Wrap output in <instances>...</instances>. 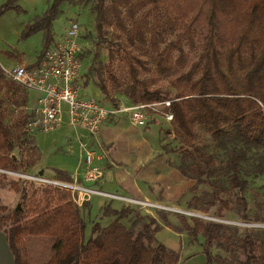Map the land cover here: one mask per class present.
Here are the masks:
<instances>
[{
	"label": "trees",
	"instance_id": "trees-1",
	"mask_svg": "<svg viewBox=\"0 0 264 264\" xmlns=\"http://www.w3.org/2000/svg\"><path fill=\"white\" fill-rule=\"evenodd\" d=\"M92 1L94 23L98 34L105 27L118 31L122 44L109 47L104 77L98 76L97 86L108 93L107 84L120 88L132 103H154L170 99L166 110L173 115L170 122L184 146L185 157L194 159L193 147L201 163L194 164L199 180L205 174L223 173L228 184L242 193L247 181L240 177L241 163L251 149L264 148V0H52L44 13L26 24L22 36L43 30L45 49L51 40L52 21L63 2ZM15 0L0 5V14L18 8ZM165 33L174 35L164 43ZM196 35L202 37L197 58L176 79L183 82L174 97L150 88L138 77V67L146 69L148 61H155L158 70L167 68L173 51L175 63L184 66L187 55L196 47ZM141 53L146 54L145 57ZM186 47V50H185ZM42 49V50H43ZM138 52V53H137ZM118 60V63H115ZM120 64L121 71L117 67ZM117 71V72H116ZM118 73V74H117ZM21 85L5 79L0 70V93L19 106L26 105L27 96ZM4 98L0 97V169L17 171L23 168L13 150L24 144L28 114H22L11 126L5 121ZM28 115V116H27ZM208 132L220 146L227 149L225 162L218 166L210 153L198 151L193 145L195 125ZM226 146V147H227ZM29 160L28 165H34ZM192 171V169H190ZM260 172L261 165L255 164ZM61 178L70 179L66 171L56 169ZM5 174H0V185ZM13 188L18 186L13 183ZM19 189V188H18ZM17 189V191H18ZM20 198L27 204L13 209L3 218L2 230L14 256V264H179L180 254L159 242L155 234L161 228L152 215L139 216L140 227L133 231L120 220L131 213L132 206L120 208L109 205L103 216L113 219L105 226L95 223L93 233L85 239L86 226L70 191L52 186L20 188ZM219 203L213 216L225 219L231 197L222 198L214 185L212 199L206 206L194 205L195 210L208 214L210 206ZM234 202L239 207L242 223H252L246 214L248 203L242 194ZM192 207V208H193ZM1 209V207H0ZM157 215L178 232H185L189 241L203 239L201 252L205 264H233L220 254H212L217 247L225 252L237 248L244 253L240 264H264V228L239 226L196 216L176 214L180 225H170L163 210ZM255 222L264 223V216ZM6 221V222H5ZM1 229V227H0ZM239 229H242L241 233Z\"/></svg>",
	"mask_w": 264,
	"mask_h": 264
},
{
	"label": "rangeland",
	"instance_id": "rangeland-1",
	"mask_svg": "<svg viewBox=\"0 0 264 264\" xmlns=\"http://www.w3.org/2000/svg\"><path fill=\"white\" fill-rule=\"evenodd\" d=\"M6 1L0 0V5ZM51 2L52 0H15L14 3L18 8H10L0 14V70L4 78L8 79L7 71L18 64L32 67L41 62L44 51L57 45L63 39L70 21L76 20L81 26L77 39L81 59V71L77 80L80 93L82 96L95 99L111 112L102 122L96 135H90L83 129L71 127L64 115L65 119L58 128L49 132H36L29 136L24 144L13 150V153L20 158L23 168L17 171L0 169V174H5L0 185L1 229L7 224L3 223V217L8 212L18 206L25 207L27 204V199L23 202L20 198V188L32 189L37 186L64 188L51 184H38L19 175V173L38 174L40 170H42L41 175L47 178L68 183L76 181L83 187L119 194L117 198L120 199H142L164 206L165 209L146 208L129 203L132 211L120 221L136 231L140 223L147 221L145 218L138 222L136 219L139 216L148 214L154 216L161 226L155 234L156 239L178 251L181 257L201 250L202 237L199 236L196 242L189 241L190 238L185 232H178L167 226L156 211L157 209L165 211L163 214L166 215L169 224L179 226L180 221L176 214H181L187 219L191 215L190 212L200 213L193 206H206V202L212 199L214 185L220 189L222 198L231 197L233 199L230 209L224 211L226 220L239 226L264 228V223L254 220L256 216H264V148L249 150L246 159L241 163L240 177L247 181L242 193L230 187L227 175L223 173L218 174L217 172L211 177L203 174L198 180L196 176H193L196 167L191 165L201 163L200 165L204 166L202 159L189 145L186 147L192 151L194 159L185 157L182 151L185 147L184 143L175 134L170 124L171 121L166 120L164 115L166 107L161 103L162 101L155 102L153 108L148 109L146 126H136L126 113L120 111L122 105L132 103L120 88H115L106 82L108 93H102L99 90L98 76L104 77L105 75L104 66L108 62L109 47L115 48L118 46L117 43L122 44L123 36L108 27H105L102 33H97L94 23L95 13L90 8L92 1L63 2L60 5L56 18L52 21V38L45 49H43L45 41L43 30L27 37L22 36L26 24L40 17ZM195 37L196 47L187 55L184 66L176 65L174 61L177 52L173 51L167 68L158 70L155 61L151 60L146 63V69L138 67V77L145 81L148 87L158 88L163 95L174 97L183 86V82H179L176 78L187 70L200 51L202 37L200 35ZM172 38L174 35L165 33L164 43L158 44L159 49ZM133 49L143 57L146 56L138 48L135 49V46ZM115 63H118V60ZM117 69L121 71L120 64ZM23 90L27 96V103L23 106L14 104L8 98L9 96L0 93V97L4 98L5 121L8 125L12 126L20 115L28 114L38 105L37 99L41 93L33 89ZM195 130L193 145L200 152L210 153L216 165H222L227 158V149L230 146L218 145L211 135L198 124L195 125ZM88 152L92 160L86 165L84 161ZM31 159L35 163L29 166L28 162ZM256 163L261 165L260 172L255 170ZM56 169L66 171L70 179L61 178ZM107 172L108 176L105 175ZM90 176L93 177L92 181H87V177ZM13 183L18 186V191L13 188ZM101 183H103L101 185L103 189L98 187ZM68 191L72 198L75 197V204L79 207L82 220L87 225L85 239L93 233L95 223L105 226L113 219L111 216H109L110 220L102 217V210L105 206L120 208L126 204L121 200L109 199L100 194L80 191L74 193L70 189ZM238 194H242L247 200L246 214L252 223L249 222L246 225L240 223L242 222L239 217L241 209L234 202ZM218 207L219 203L216 202L210 206L209 213L206 215L215 217L213 212ZM239 231L241 233L242 229ZM211 253L227 257L233 264H240L244 260V253L237 248H231L225 252L214 246L211 248Z\"/></svg>",
	"mask_w": 264,
	"mask_h": 264
},
{
	"label": "built area",
	"instance_id": "built-area-1",
	"mask_svg": "<svg viewBox=\"0 0 264 264\" xmlns=\"http://www.w3.org/2000/svg\"><path fill=\"white\" fill-rule=\"evenodd\" d=\"M80 31L81 26L79 22L71 20L66 28L63 39L54 47L44 51L41 62L32 67L18 64L7 71L8 77L23 88L27 90L33 89L41 93L37 99L38 105L29 112L30 115L25 123L24 131L30 136L36 132H49L58 128L65 119L64 115H66V121H68L71 127L83 129L90 135H96L99 132L102 122L108 118L111 112L110 109H107L95 99L82 96L80 93L77 85L81 71L80 47L77 42ZM161 103L166 108L170 105L169 100H163ZM155 104V102L128 103L122 105L120 111L126 113L134 125L144 127L148 122V109L153 108ZM164 115L166 120H172L173 115L170 111L166 110ZM91 160V154L89 152L86 153L84 161L86 165ZM19 175L38 184L62 186L68 190L70 189L74 193L79 191L85 193L91 192L106 196L109 199L121 200L126 204L131 203L146 208L165 209L164 206L147 200L120 199L117 198L119 194L83 187L78 185L76 181L71 183L63 182L44 177L37 173H19ZM92 178L90 176L86 180L92 181ZM73 200H76L75 197H73ZM187 213L189 214V212ZM190 214V216L232 223L228 220L211 217L202 213L190 212ZM240 223L243 225L248 224Z\"/></svg>",
	"mask_w": 264,
	"mask_h": 264
},
{
	"label": "crops",
	"instance_id": "crops-1",
	"mask_svg": "<svg viewBox=\"0 0 264 264\" xmlns=\"http://www.w3.org/2000/svg\"><path fill=\"white\" fill-rule=\"evenodd\" d=\"M107 174H108V172L105 175L108 176ZM103 183L98 185V187L103 189L101 186ZM102 217L109 218V216H102ZM111 218H113V217H111ZM109 220H110V218H109ZM108 223H110V222H108ZM85 226H87V225L85 224ZM101 226H103V225L101 224ZM205 262H206L205 255L201 252V250H197L193 253H190L187 256H185V255H184V257L180 256L179 264H205ZM0 264H14L13 253L9 247L8 242H7L6 234L4 233V231L2 229H0Z\"/></svg>",
	"mask_w": 264,
	"mask_h": 264
},
{
	"label": "water",
	"instance_id": "water-1",
	"mask_svg": "<svg viewBox=\"0 0 264 264\" xmlns=\"http://www.w3.org/2000/svg\"><path fill=\"white\" fill-rule=\"evenodd\" d=\"M38 174L41 175V174H42V170H40V171L38 172ZM16 209H20V207L18 206V207H16Z\"/></svg>",
	"mask_w": 264,
	"mask_h": 264
}]
</instances>
